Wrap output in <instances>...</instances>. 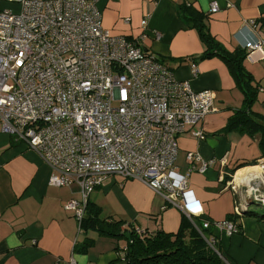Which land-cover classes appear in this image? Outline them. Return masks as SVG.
I'll return each instance as SVG.
<instances>
[{
  "label": "built area",
  "instance_id": "built-area-1",
  "mask_svg": "<svg viewBox=\"0 0 264 264\" xmlns=\"http://www.w3.org/2000/svg\"><path fill=\"white\" fill-rule=\"evenodd\" d=\"M7 1L21 10L0 12V132L42 158L52 170L51 186H78L80 199L64 209L79 224L89 195L108 176L139 180L179 209L229 264L201 230L213 227L231 236L237 226H198L194 218L201 212L187 186L196 164L203 173L214 161L189 152L190 169L176 172L178 137L216 111L214 93L177 80L137 40L112 36L102 27L97 0ZM217 10L212 3L210 12ZM243 49L249 58H261L264 39H248ZM192 135L205 139L202 129ZM256 166L261 170L255 181L236 182L229 175L227 187L243 190L264 209V161ZM67 264L76 262L70 258Z\"/></svg>",
  "mask_w": 264,
  "mask_h": 264
},
{
  "label": "crops",
  "instance_id": "crops-1",
  "mask_svg": "<svg viewBox=\"0 0 264 264\" xmlns=\"http://www.w3.org/2000/svg\"><path fill=\"white\" fill-rule=\"evenodd\" d=\"M212 3L218 8L215 13L210 12ZM96 5L102 27L112 36L137 40L146 52L162 60L177 80L188 82L194 91L214 93L216 111L178 137L176 172L185 175L190 169L186 161L189 152L214 161L203 173L197 171L196 164L187 179L188 190L197 202L194 207L201 212L195 222L226 221L238 209L240 216L235 222L241 231L231 236L214 232L213 236L231 264H264V231L260 223L244 217L255 203L243 190L227 187L237 164L264 159L256 140L237 133L215 134L233 111L241 108L243 94L220 57L199 59L206 46L197 30L182 19L187 10L195 11L216 42L232 53L244 50L248 39H264V0H97ZM20 10L19 4L0 0V12ZM249 21L260 25L254 29ZM243 66L258 88L252 110L264 116V56L246 55ZM200 129L205 135L202 141L192 135ZM246 172L251 171L244 175ZM51 174L36 152L23 144H12L11 138L0 132V264H67L70 258L76 264H127L124 239L78 232L73 213L65 210L64 204L79 199V189L51 186ZM255 174L250 178H257ZM89 200L101 209L100 217L122 220L126 227L149 232L174 234L184 216L141 181L117 175L108 176ZM145 219L153 224L142 228ZM85 239L92 243L82 251Z\"/></svg>",
  "mask_w": 264,
  "mask_h": 264
},
{
  "label": "trees",
  "instance_id": "trees-1",
  "mask_svg": "<svg viewBox=\"0 0 264 264\" xmlns=\"http://www.w3.org/2000/svg\"><path fill=\"white\" fill-rule=\"evenodd\" d=\"M182 19L190 28L197 30L202 42L206 46L205 51L199 59H207L213 56L220 57L235 78L236 84L243 94L241 108L233 111L226 125L215 134L237 133L238 135H245L256 140L261 158L264 159V116L252 110V106L256 101L258 88L253 86V77L243 66V61L247 55L246 50L238 49L232 53L227 52L210 35L207 26L202 22V17L195 14V11L187 10L182 15ZM262 26L264 27V22ZM144 52L153 56L145 50ZM11 142L15 144L12 140ZM256 165V161L241 162L231 171V175H234L239 170L235 175V180H237L240 173L246 169H254L257 167ZM248 213L249 215L252 214V212ZM100 214L101 209L90 202L88 197L85 215L82 221L79 224L77 223L78 232L87 233L92 231L98 236L124 239L125 248L123 252H125L124 259L127 264H225L185 215L181 220L179 230L173 234L162 230L149 232L134 228L131 225L126 227L124 221L101 218ZM239 216V213H234L226 220L233 222L237 226L238 233L241 231V227L235 221ZM198 226L201 227L202 225L198 224ZM201 232L207 237L210 236L214 240L216 239L213 236V233L216 232L213 227L206 230L203 229ZM126 236L129 238H126ZM91 243V240L85 239L81 245V250L85 251ZM217 246L220 248L217 240H215L214 248L221 253L217 249Z\"/></svg>",
  "mask_w": 264,
  "mask_h": 264
},
{
  "label": "rangeland",
  "instance_id": "rangeland-1",
  "mask_svg": "<svg viewBox=\"0 0 264 264\" xmlns=\"http://www.w3.org/2000/svg\"><path fill=\"white\" fill-rule=\"evenodd\" d=\"M179 151V150H178ZM178 159V158H177ZM186 161H187V158H186ZM258 165V163H257ZM258 169H259V166H257ZM243 174V172H242ZM244 175V174H243ZM73 186H77L76 184H74ZM78 187V186H77ZM95 191V189L93 190ZM92 191V192H93ZM77 197L80 199V193L77 192ZM251 208V212L252 214L251 215H246L244 217H248L252 220H255L257 221L258 223H260L261 225V228L263 229L264 231V209L262 208L261 205L259 204H252V206L250 207ZM102 218V217H101ZM150 223L153 224V221L149 222V220L145 219V222L142 224V228H145V227H150ZM138 227V225L136 226ZM140 227V226H139ZM138 229V228H137ZM140 229V228H139ZM217 249H219V251L221 252V254L226 258L227 262L229 264H231L230 260L227 258V256L225 254H223V252L220 250V248L217 246Z\"/></svg>",
  "mask_w": 264,
  "mask_h": 264
},
{
  "label": "bare ground",
  "instance_id": "bare-ground-1",
  "mask_svg": "<svg viewBox=\"0 0 264 264\" xmlns=\"http://www.w3.org/2000/svg\"><path fill=\"white\" fill-rule=\"evenodd\" d=\"M255 167H256V166H255ZM247 170H250V171H251L250 174H249V172H246L245 175H243L244 172L247 171ZM260 170H261V169H260V168L258 169V167L254 168V169H246V170L243 171V174L240 173V175H239L240 177H239V179L236 180V182H238V181L248 182L249 180H251V181L254 180V181H255L256 178H252V179L250 178V177H251V174H252V173H256L257 175H259ZM256 174H255V175H256Z\"/></svg>",
  "mask_w": 264,
  "mask_h": 264
},
{
  "label": "water",
  "instance_id": "water-1",
  "mask_svg": "<svg viewBox=\"0 0 264 264\" xmlns=\"http://www.w3.org/2000/svg\"><path fill=\"white\" fill-rule=\"evenodd\" d=\"M126 238H129L128 236H126Z\"/></svg>",
  "mask_w": 264,
  "mask_h": 264
}]
</instances>
